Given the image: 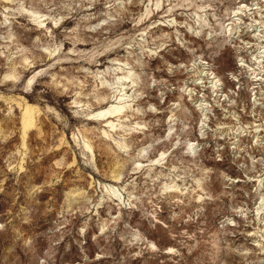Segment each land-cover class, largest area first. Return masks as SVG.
Returning <instances> with one entry per match:
<instances>
[{
  "label": "rangeland",
  "instance_id": "1",
  "mask_svg": "<svg viewBox=\"0 0 264 264\" xmlns=\"http://www.w3.org/2000/svg\"><path fill=\"white\" fill-rule=\"evenodd\" d=\"M0 264H264V0H0Z\"/></svg>",
  "mask_w": 264,
  "mask_h": 264
},
{
  "label": "bare ground",
  "instance_id": "2",
  "mask_svg": "<svg viewBox=\"0 0 264 264\" xmlns=\"http://www.w3.org/2000/svg\"><path fill=\"white\" fill-rule=\"evenodd\" d=\"M129 77H130V75H128V76H125L124 75L121 79H126L127 80ZM30 82L27 83V86H30ZM119 100L121 102L124 101V100L122 101V98H120ZM114 101L116 102V100H114ZM121 102L116 103L117 105H114V104L113 105H110L107 109L102 110V111H99L96 114L90 115L89 116V120L105 121L108 127L114 129L115 128L114 125L109 120L112 119V118H116V117L118 118L119 116H121V113L124 112V110H125L124 107H123L124 104H122ZM17 105L21 109V117H20L21 133L20 134H21L22 147H25L26 140L28 141L30 139L31 131L35 127V116L38 114L39 111H38V109L36 107H34L33 105H31V104H29L27 102H23V103L22 102L21 103L19 102ZM124 106H126V105H124ZM87 143L84 142L85 148L86 149H91L90 146L88 145L89 143L88 144ZM162 156H163V153L161 154V157ZM160 165H161V159H157V160L155 159V161L152 162V165L151 166L154 167V166H160ZM153 170H151V171H153ZM161 189H162L163 192H169V193H171V192L174 193V192H177V190H179L178 189V186L176 184H168V183L163 184V186H162ZM106 191L108 193V197L109 198H111L114 201L115 200H118V202L116 204H123L122 201H121L122 200L121 199V195H120V193H119V191L117 189L111 187V188H107ZM131 197H132V192L131 193H128V198H131ZM198 200H200V196L198 197Z\"/></svg>",
  "mask_w": 264,
  "mask_h": 264
}]
</instances>
